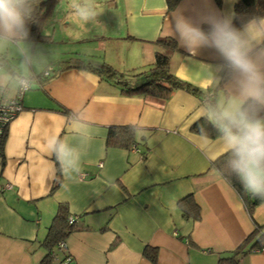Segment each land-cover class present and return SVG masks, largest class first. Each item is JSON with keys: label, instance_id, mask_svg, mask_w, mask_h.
Returning a JSON list of instances; mask_svg holds the SVG:
<instances>
[{"label": "crops", "instance_id": "1", "mask_svg": "<svg viewBox=\"0 0 264 264\" xmlns=\"http://www.w3.org/2000/svg\"><path fill=\"white\" fill-rule=\"evenodd\" d=\"M234 1L208 3L233 14ZM74 2L90 4L96 18L85 22L73 12L66 21ZM183 3L167 9L165 0H56L42 25L51 40H26L39 53L31 68L36 84L21 95L22 108L7 124L2 142L0 264H38L59 226L60 204L75 218L63 238L68 264H150L142 254L147 244L157 247L159 264H216L252 230L237 192L211 166L225 152L219 136L190 129L208 109L199 97L183 89L164 99L125 94L84 67L145 68L158 48L153 41L171 37L168 25ZM190 7L201 8L202 0H192ZM174 40V74L202 89L214 88L217 107L231 109L234 100L225 84L219 86V78L210 74L222 62L218 55L202 49L192 56ZM52 66L58 68L55 74L44 76ZM143 78L131 80L138 84ZM8 91L0 98L16 93ZM73 112L89 123L83 135L67 130ZM124 125L135 127V144H107L108 129ZM53 134L67 136L81 153V172L72 179L47 150ZM190 194L199 206L196 221L183 216L178 203ZM56 253L49 264H57L63 254ZM239 263L264 264V249L241 256Z\"/></svg>", "mask_w": 264, "mask_h": 264}, {"label": "clouds", "instance_id": "2", "mask_svg": "<svg viewBox=\"0 0 264 264\" xmlns=\"http://www.w3.org/2000/svg\"><path fill=\"white\" fill-rule=\"evenodd\" d=\"M33 3L34 0H0V95L9 89L23 94L36 84L31 68L39 53H33L26 43ZM191 4L192 0H184L173 12L168 34L190 55L211 49L222 61L210 74L223 81L234 106L228 110L206 109L203 114L218 132L230 173L245 192L264 200V16H252L238 28L233 23L234 13H221L208 0H202L199 9ZM189 11L193 14H186ZM73 12L85 22L97 15L90 4L74 2L66 21H71ZM10 51L18 61V68L13 70L6 62ZM66 124L72 135L89 130V123L78 113L73 112ZM46 146L65 177L72 179L80 174L81 153L67 136L53 134Z\"/></svg>", "mask_w": 264, "mask_h": 264}, {"label": "trees", "instance_id": "3", "mask_svg": "<svg viewBox=\"0 0 264 264\" xmlns=\"http://www.w3.org/2000/svg\"><path fill=\"white\" fill-rule=\"evenodd\" d=\"M55 1L56 0H34L32 5V16L27 21L28 41L35 43L40 41L47 42L51 40V35L43 32L42 25ZM165 1L167 9H172L178 2V0ZM233 13V23L236 27H239L243 22L252 16H264V0H235ZM125 38L133 37L126 35ZM153 42L158 46V48L154 51L153 62L141 70L135 72H122L106 63H101L98 66H93L87 63L84 67L95 71L102 78L119 85L121 92L125 94H148L164 99L167 98L174 90L183 89L199 97L209 110L212 108L219 109L213 98L214 88L202 89L192 85L189 82L177 77L172 71L170 52L178 50L175 40L172 37L165 36L158 37ZM57 70V67H53L51 73H54L51 74L49 72L50 74H48V76H53ZM39 76L42 75H36V77ZM134 76H142L144 78L138 84H133L131 79ZM222 83L223 81L219 79L218 85L220 86ZM62 110L64 111V109ZM190 129L195 133L210 138L219 136L211 120L206 116L200 117L193 122ZM134 131L135 127L131 125L110 127L108 129L106 142L109 145L129 147L135 144ZM144 154L145 153H142V155ZM226 158L227 154L224 152L211 161V166L235 189L253 222V228L237 245V247L228 252L226 255L220 256L217 259L216 264H240L239 259L241 256L252 251H261L264 249V223L257 222L253 215L255 206L260 202H264V200L254 198L245 192L240 182L226 167ZM178 203L181 207L183 216L190 217L193 221L199 219V206L191 194L183 197ZM56 217L59 219V226L57 225V229L54 231L47 254L39 261L38 264H49L51 249L53 250L56 243L59 240H63V238L72 230L74 226L75 218L68 214L66 205H59ZM70 217L73 218L72 221H69ZM157 253V247L149 244L145 245L142 249L143 256L147 258L150 264H159Z\"/></svg>", "mask_w": 264, "mask_h": 264}, {"label": "built area", "instance_id": "4", "mask_svg": "<svg viewBox=\"0 0 264 264\" xmlns=\"http://www.w3.org/2000/svg\"><path fill=\"white\" fill-rule=\"evenodd\" d=\"M50 72V67H47L43 71V75H48ZM22 94H17L13 97L0 98V157L2 150L3 136L6 131V126L9 121L17 114V112L22 108L20 99ZM73 218H69V221H72ZM56 249L51 250V256L57 258L56 250L62 252L61 258L58 260L57 264H68L71 261V256L66 251V245L64 240H59L56 245Z\"/></svg>", "mask_w": 264, "mask_h": 264}, {"label": "rangeland", "instance_id": "5", "mask_svg": "<svg viewBox=\"0 0 264 264\" xmlns=\"http://www.w3.org/2000/svg\"><path fill=\"white\" fill-rule=\"evenodd\" d=\"M6 62L9 67V70L18 68L17 56L14 52H9L6 58ZM10 90L11 89H9L8 91L9 93ZM253 215L260 223H264V202H260L258 205L255 206V209L253 210Z\"/></svg>", "mask_w": 264, "mask_h": 264}]
</instances>
